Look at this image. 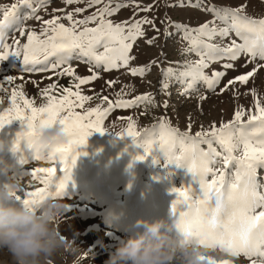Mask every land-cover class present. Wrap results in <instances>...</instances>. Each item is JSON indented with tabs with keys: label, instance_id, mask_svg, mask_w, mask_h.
I'll return each instance as SVG.
<instances>
[{
	"label": "snow or ice",
	"instance_id": "snow-or-ice-1",
	"mask_svg": "<svg viewBox=\"0 0 264 264\" xmlns=\"http://www.w3.org/2000/svg\"><path fill=\"white\" fill-rule=\"evenodd\" d=\"M47 3L48 0H14L9 6L0 7V61L10 56H22L23 67L20 70L24 72H55L68 65L57 75H66L75 81L74 84L64 87L59 96L51 94L58 88L55 83L41 89L46 103L39 106H36L34 100L28 99L23 91L13 89L8 97V106L0 111V129L14 121L21 122V130L16 133L12 142L13 151L19 148L21 141H25L33 150L35 160H46L56 165L37 167L31 173H24V176L30 175L39 181L43 187L25 192L23 196L11 193L15 202L33 208L48 197H64L67 182L71 178L70 169L78 155L77 146L85 144L93 131L105 132L104 117L114 107L131 108L152 99L148 93L133 99H122L123 92H119L116 93L117 99L114 102L108 96L101 98L107 107L97 105L85 108V102L91 101L93 97L82 94L81 86L95 81L99 76L95 71L87 76L77 75L70 61L86 59L95 68L103 67L105 71L127 68L130 61L135 59L130 55L134 42L145 35L142 26L151 25L157 33L159 32L155 21L147 17L120 23L108 19L120 9L129 6L138 11H151L153 5H141L139 0H117L114 6V0H63L66 5L86 3V7H77L68 12L57 9L56 11L64 12V16L43 20L39 33L26 29L24 22L31 18L40 20L36 15L37 6ZM100 5L103 6L97 7ZM248 5L249 0H244L236 7H218L205 3V0H187V6L209 12L213 19L196 28L173 22V26L183 32V39L189 42V46L183 51L195 52L200 57L196 61H186L183 65L184 71L179 73L181 83L186 84L185 92L195 89L196 84L201 81L210 91H215L221 79L227 75V70H233V62L241 56L245 57L242 67L252 64L251 69L229 79L220 89L221 94L232 91L238 83L247 85L259 71L264 70V63H260L264 62V16L248 15ZM172 6H185L184 0H178V3ZM93 7L96 8L95 12L82 19H76L77 14ZM25 9L30 11L25 12ZM136 14L134 12V16ZM61 19H66L68 26L61 23ZM217 19L222 21L223 27L217 26ZM90 23L96 26L88 27ZM12 27H15L21 36L26 34L27 43L21 44L16 38H13L12 44L5 42L7 29ZM230 33H234L240 42L233 39L223 46L212 43L217 36L226 38ZM154 40L155 37L147 39L146 43L151 45ZM100 48H103L102 52L99 51ZM221 60L228 61L222 64L224 71H213L211 76L205 73L204 69L208 68L210 63ZM129 71L133 76H143L148 67H132ZM162 75L175 73L168 68L163 70ZM14 79L13 76L6 77L9 83ZM117 82L106 81L109 87ZM161 86L165 90L168 88L163 81ZM0 91H6L2 84ZM249 92L254 98L253 107L246 109L239 105L232 119L221 121L219 126L214 121L208 129L201 127L200 131L191 135L190 117L186 131L174 128L166 120H161L158 124V142L149 137L137 142L136 137L140 134L135 130L127 131V136L143 148L144 155L137 156V159L143 160L152 154L153 144L158 143L167 160L165 166L176 164L185 167L198 183V188L195 189L186 187L171 190L177 195L171 209L174 217L173 228L181 243L199 239L201 244L208 246H226L235 256L243 255L250 264H264V191H261L264 189V183L259 175L260 170H264V102L261 101L256 88L250 89ZM237 95L238 93L233 92L234 97ZM200 99L206 97L201 96ZM3 103L4 100L0 98V104ZM164 106L167 107V104ZM76 108L84 111L77 112ZM127 119L131 122L129 129H132L133 117ZM50 126L61 127L67 133L68 140L54 143L47 148L36 147L34 137ZM145 131L147 133L148 130ZM202 144L207 145V151L201 148ZM214 145H218L220 150ZM177 146L180 155L175 154ZM216 163L222 166L215 168ZM58 168L64 173L62 177L57 175ZM178 204L182 205L179 209ZM88 255L89 252L86 251L84 257ZM219 264H233V261L221 259Z\"/></svg>",
	"mask_w": 264,
	"mask_h": 264
},
{
	"label": "rangeland",
	"instance_id": "rangeland-1",
	"mask_svg": "<svg viewBox=\"0 0 264 264\" xmlns=\"http://www.w3.org/2000/svg\"><path fill=\"white\" fill-rule=\"evenodd\" d=\"M12 2L14 0H0V7H7ZM115 2L117 0H114L113 6ZM119 2H127V0H119ZM241 2L244 0H205V3L218 7H236ZM139 3L151 4L153 7L151 11L144 12L129 6L108 17L114 23L147 17L154 20L156 28L159 29L157 33L151 25L142 26L145 35L134 42L130 55L135 59L130 61L127 68L120 67L105 71L103 67L95 68L86 59L70 61L77 75L87 76L95 71L99 76L95 81L81 86L82 94L93 97L91 101L85 102V108H93L97 105L107 107L101 98L108 96L114 102L117 99L116 93L119 92H123L122 99H133L146 93L151 94L152 97L151 100L131 108L114 107L104 117L105 132L93 131L86 143L76 148L78 155L70 169L71 178L67 182L64 197L57 199L69 205L58 227L62 234L75 239L79 247L78 264H105L109 255L116 250L123 239L134 235L137 231H142V226L136 224L139 219L149 221L166 219L174 222L171 209L172 203L177 200V195L171 190L198 188V183L185 167L176 164L165 166L167 160L158 143L153 144L152 154L147 155L143 160L137 159V156L144 155L143 148L138 143H133L132 138L127 136V131L139 132L140 135L136 137L137 142H142L145 137L158 142V124L161 120H166L174 128L186 131L190 117L192 124L190 134L194 135L201 130V127L208 129L214 121L219 126L221 121L231 120L239 105H243L246 109L252 108L254 98L249 92L252 88L257 89L261 101L264 102V70L259 71L247 85L238 83L232 91L220 93V89L229 79L251 69L252 64L242 67L245 62L243 56L233 62L235 68L227 70V75L221 79L215 91H210L201 81L196 84L195 89L185 92L186 84L181 83L179 73L184 71L183 65L186 61H196L200 57L195 52L183 51L189 46V42L183 39V32L178 31L173 26V22L196 28L206 21H211L212 14L187 6V0H184L183 7L172 6L177 4L178 0H139ZM77 7L85 8L86 3L66 5L63 0H48L47 4L37 6L36 15L41 19H28L24 22V26L39 33L43 27V20L64 16L65 13L56 11L57 9L68 12ZM95 10L96 8L93 7L77 14L76 19H82ZM134 12L137 13L135 16ZM247 13L255 17L264 16V0H249ZM60 22L66 26L69 24L66 19H61ZM216 24L219 27L224 26L219 19L216 20ZM95 26L94 23L88 25V27ZM6 36V43L12 44L13 38L19 39L21 44L27 43L26 34L21 36L15 27L7 29ZM153 37H155L153 44H147V39ZM233 39L240 42L234 33H230L226 38L217 36L212 43L223 46ZM99 51L102 52L103 48ZM153 61L155 63H152ZM226 62L228 61L212 62L204 71L209 76L213 71H224L222 64ZM67 66L64 65L55 72H24L20 70L23 67L22 56L20 58L10 56L0 61V84L6 89L0 91V98L4 100V103L0 104V111L8 106V97L13 89L23 91L28 99L36 102V106L46 103L41 95V89L49 84L58 85L57 90L51 94L59 96L64 87L75 83L72 77L57 75ZM132 67H148V71L143 76H133L129 71ZM168 68H171L175 75H162L163 70ZM7 76H13L15 79L9 83L6 80ZM108 80L118 82L109 87L106 83ZM161 81L168 85L166 90L162 88ZM233 92L238 95L234 97ZM246 92L249 94L245 95ZM201 96H205L206 99L201 100ZM165 104L167 107L164 106ZM75 110L81 113L84 111L80 108ZM130 116L134 120L132 129H129L131 122L127 119ZM20 130V121H14L0 129V139L8 144L5 151L0 152V157L10 165V175L19 177L22 191L18 194L23 196L25 192L43 187L39 181L34 180L30 175L24 176V173H31L37 167L56 165L46 160H35L33 150L25 141H21L19 148L13 151L12 142ZM145 130H148L147 133ZM214 147L220 150L218 145ZM201 148L207 151V145L202 144ZM175 154L180 155L178 146ZM221 166L220 163L214 165L215 168ZM63 174L58 168L57 175L62 177ZM259 175L262 178L261 182L264 183V170H260ZM7 179L8 177H0V183L6 182ZM177 207L179 209L182 205L178 204ZM83 246H85L84 250L81 249ZM86 251L89 255L84 257ZM211 254L222 255L219 248H214ZM237 261L238 264H250L243 255L238 257ZM0 264H12L11 257L4 250H0ZM54 264H77V258L69 255L58 256Z\"/></svg>",
	"mask_w": 264,
	"mask_h": 264
},
{
	"label": "clouds",
	"instance_id": "clouds-1",
	"mask_svg": "<svg viewBox=\"0 0 264 264\" xmlns=\"http://www.w3.org/2000/svg\"><path fill=\"white\" fill-rule=\"evenodd\" d=\"M68 140L67 133L59 126L45 127L34 137L36 147L47 148L54 143ZM8 147L0 139V152ZM0 177H8L0 183V250L11 257L12 264H54L58 256L77 258L79 247L75 239L59 230V224L69 205L57 198L48 197L37 207H25L15 202L11 193L22 191L18 178L10 175V165L0 157ZM136 224L142 231L123 239L109 255L105 264H219L238 259L226 246L201 244L199 239L181 243L173 224L166 219L149 221L139 219ZM219 248L221 256H213Z\"/></svg>",
	"mask_w": 264,
	"mask_h": 264
},
{
	"label": "bare ground",
	"instance_id": "bare-ground-1",
	"mask_svg": "<svg viewBox=\"0 0 264 264\" xmlns=\"http://www.w3.org/2000/svg\"><path fill=\"white\" fill-rule=\"evenodd\" d=\"M81 249L84 250V249H85V246H83ZM78 255H79V254H78Z\"/></svg>",
	"mask_w": 264,
	"mask_h": 264
}]
</instances>
